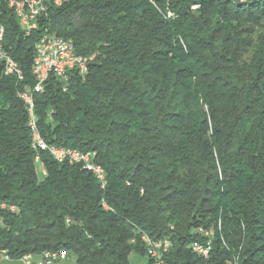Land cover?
<instances>
[{
  "label": "trees",
  "instance_id": "obj_1",
  "mask_svg": "<svg viewBox=\"0 0 264 264\" xmlns=\"http://www.w3.org/2000/svg\"><path fill=\"white\" fill-rule=\"evenodd\" d=\"M152 1L63 0L29 36L1 1L3 47L24 75L0 65V204L17 206L1 213L0 250L13 260L63 250L77 264H151L141 229L171 241L167 264L264 263V0ZM46 30L88 74L33 93L37 128L48 145L95 153L105 189L81 165L42 152L43 175L35 160L19 93L36 85ZM200 228L214 230L208 260L190 250Z\"/></svg>",
  "mask_w": 264,
  "mask_h": 264
},
{
  "label": "built area",
  "instance_id": "obj_2",
  "mask_svg": "<svg viewBox=\"0 0 264 264\" xmlns=\"http://www.w3.org/2000/svg\"><path fill=\"white\" fill-rule=\"evenodd\" d=\"M169 2V0H166ZM248 1V0H247ZM153 4L154 1L151 0ZM8 6H13L7 2ZM63 0H45V6H42V16L28 17L27 8H33L37 6L34 1H28V3L22 4V6H14L21 14V22L26 36H29L33 29L37 26L40 18L46 16L51 7H61ZM196 8V7H194ZM167 19H174L175 14L171 11H167ZM45 35H52L44 34ZM4 27L0 26V65L2 66L3 76L14 77L19 82L23 80L24 75L19 65L8 55L3 47L4 40ZM70 49L62 44V48H48L41 49L35 48V56L33 60V75L36 80V85L32 90H26L19 93V98L27 105V111L29 115V127L31 129L32 148L36 152V144H43L47 153L58 163L68 162L70 164L81 165L82 168L91 173L93 177L100 184L101 189H105L107 186V177L104 168L93 162L95 153L88 152L82 153L78 150L58 148L48 145L39 133L37 128V118L34 112L33 93H42L45 88V84L51 75L59 79L63 84L68 82V74L72 70H77L81 76L88 74V60L80 61H68L66 60V67H58V60H64V53H67ZM45 51H52L53 61H50V67H42L43 53ZM36 162L40 164V153L36 152ZM40 169L43 175H46V170L40 164ZM104 209L109 210L105 203L102 204ZM8 211L11 213L17 212V206L11 204L0 205V225L3 224L1 213ZM218 230H221V221L218 222ZM198 232L205 238L204 243L194 242L190 246V250L197 257L208 260L211 255L214 240V230H204L200 228ZM139 241L143 244L146 255L154 256L156 264H167L165 261V241H157L150 237L146 232L141 229L136 230ZM68 254L65 251H47L41 255H25L20 262L23 264H56L60 261L67 260ZM15 261L11 258L10 254L6 250H0V264H6L8 262ZM146 264V263H145ZM229 264V261L226 262ZM264 264V263H263Z\"/></svg>",
  "mask_w": 264,
  "mask_h": 264
},
{
  "label": "bare ground",
  "instance_id": "obj_3",
  "mask_svg": "<svg viewBox=\"0 0 264 264\" xmlns=\"http://www.w3.org/2000/svg\"><path fill=\"white\" fill-rule=\"evenodd\" d=\"M0 0V4H1ZM4 2H8L9 4H12L13 6H9V8L13 9L16 16L18 17L19 21L21 22V14L19 11L14 8V6H22L24 3H28V1H34L37 3V6H34L33 8H27V15L28 17H39L42 15V6H45V0H3ZM240 2L246 3L251 0H239ZM1 6V5H0ZM0 26L1 23H0ZM44 34H50L49 31H45V33L42 34L39 42L36 45V48L41 49H48V48H62V44L66 47H68L70 50L67 53H64V60H58V67H66V60L68 61H80V60H87L83 57H80L75 54V49L71 41L65 40L61 37H58L56 35H45ZM4 35H5V29H4ZM50 61H53V53L52 51H45L43 53V60H42V67H50ZM36 152L42 153L47 152L45 150V146L43 144H36ZM41 156V155H40ZM6 203H2L0 205H5ZM157 241H165L166 247H165V254H167L171 247L172 243L169 239H161ZM148 259L151 261V264H156V261L154 260V256L147 255ZM229 264H238L237 259L233 262H229Z\"/></svg>",
  "mask_w": 264,
  "mask_h": 264
},
{
  "label": "rangeland",
  "instance_id": "obj_4",
  "mask_svg": "<svg viewBox=\"0 0 264 264\" xmlns=\"http://www.w3.org/2000/svg\"><path fill=\"white\" fill-rule=\"evenodd\" d=\"M197 8L198 7L193 8V9L196 10ZM146 261H147L146 257H140L137 254H132L130 256V264H145ZM6 264H23V263L20 261H11ZM56 264H77V261H76L75 255H69L67 260L60 261Z\"/></svg>",
  "mask_w": 264,
  "mask_h": 264
}]
</instances>
